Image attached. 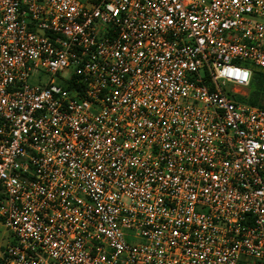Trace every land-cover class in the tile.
I'll list each match as a JSON object with an SVG mask.
<instances>
[{"label":"built area","instance_id":"2783aa9c","mask_svg":"<svg viewBox=\"0 0 264 264\" xmlns=\"http://www.w3.org/2000/svg\"><path fill=\"white\" fill-rule=\"evenodd\" d=\"M253 68L264 0H0V264H264Z\"/></svg>","mask_w":264,"mask_h":264},{"label":"trees","instance_id":"16d2710c","mask_svg":"<svg viewBox=\"0 0 264 264\" xmlns=\"http://www.w3.org/2000/svg\"><path fill=\"white\" fill-rule=\"evenodd\" d=\"M240 101L264 109V70L253 68L252 76L245 97Z\"/></svg>","mask_w":264,"mask_h":264},{"label":"rangeland","instance_id":"374dc122","mask_svg":"<svg viewBox=\"0 0 264 264\" xmlns=\"http://www.w3.org/2000/svg\"><path fill=\"white\" fill-rule=\"evenodd\" d=\"M72 72H73V70L72 69H69L68 71H65L64 73H63V77L64 78H68V77H70L71 76V74H72ZM33 83V82H32ZM6 236H10L8 233H6Z\"/></svg>","mask_w":264,"mask_h":264}]
</instances>
